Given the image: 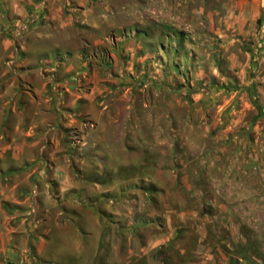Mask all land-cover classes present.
Segmentation results:
<instances>
[{"label": "crops", "instance_id": "obj_1", "mask_svg": "<svg viewBox=\"0 0 264 264\" xmlns=\"http://www.w3.org/2000/svg\"><path fill=\"white\" fill-rule=\"evenodd\" d=\"M13 1L5 2L4 9L12 15L22 13V20L0 26V264H145L141 257L176 236L172 231L150 234L144 248L141 245L136 252L135 210L146 218L156 216L146 206L153 195L150 188L158 187L160 192L173 188L157 180L167 168L154 157L180 159L188 151L189 156L212 163L220 160L224 169V154L233 153L242 158L239 166L244 175L258 176L264 163V119L254 120L256 115L252 122L247 117L233 119L216 137L212 135L217 124L214 117L205 116L213 108L206 94L205 100L204 95H196L195 115L160 120L164 126L174 125L172 133L152 130L155 120L135 116L130 88L122 90L119 70L100 62L98 53L109 57V50L115 59L111 46L131 40L135 33L149 39L144 29L153 12L145 0ZM186 1L174 0L170 13L176 20L182 18ZM240 2L248 5L249 16L240 7L235 24L228 23L226 29L244 36L248 32L244 31L245 21H250L249 30L254 31L261 8L264 19V0ZM25 6L33 9L31 15ZM157 11L160 19L155 25L165 28L162 15L167 12L163 7ZM10 26L16 27L12 37L6 31ZM224 41L240 39L225 36ZM13 53L20 69L3 67ZM249 80L264 82L260 72ZM261 84L256 93L264 90ZM245 100L244 109H254ZM174 104L176 110L183 107L181 101ZM242 126L248 132L239 139L242 148L235 150L229 147L236 141L231 137ZM218 141H224L223 145L228 141L227 147H216ZM261 180L256 179L260 186ZM232 184L223 186L234 197L219 201L216 186L201 181L197 192L179 198L180 207H191H181L178 221L202 220L193 204L212 207L204 219L212 225L190 230L194 251L201 252L203 237H223L224 260L243 263L245 259L237 253L240 247L246 248L247 236L262 237L264 204L261 198L246 197L258 190L254 179ZM182 186L191 189L185 183ZM207 189L212 197L206 196ZM158 200L166 205L167 197L161 193ZM251 221L255 224L249 226ZM260 241L254 254L264 250ZM209 244L212 248L217 245L214 240ZM253 259L255 264L262 263L260 257Z\"/></svg>", "mask_w": 264, "mask_h": 264}, {"label": "rangeland", "instance_id": "obj_2", "mask_svg": "<svg viewBox=\"0 0 264 264\" xmlns=\"http://www.w3.org/2000/svg\"><path fill=\"white\" fill-rule=\"evenodd\" d=\"M27 1L23 0V4ZM240 1L242 0H187L185 3L187 6L184 5L187 8L184 9L182 18L176 20L175 15L170 13L174 11V0H145V3L153 12L150 19L145 23L144 29L149 39L135 33L134 38H131V40H126V42L119 43L117 46H111L115 59L111 57L109 50V57H107V54L101 55L98 53L100 62L108 64V68L119 70V75L122 77L121 83L124 84L122 90L130 88V100L134 102L135 116L138 118L149 116L152 120H155V123L151 126L152 130L158 131L160 128L165 129L162 133L166 134L167 131L172 133L170 129L174 128V125L164 126L160 124V120L164 116L190 117L195 115L197 103L194 99L196 95H204L203 99L205 100L206 94H209L208 102H212L213 108L205 115L204 109L206 107H204L203 114L214 117L217 124L212 131V135L216 137L220 136L224 128H227L224 125H227L233 119L247 117V120L249 119L252 122L251 120L255 115L254 120L257 118L264 119V90L261 88L262 93H256L261 83L258 81L257 84H254L249 80V78H255L258 72L264 78V27L263 24L258 23V20L264 21L262 17L263 9L261 8V15L255 24L254 31L249 30L250 21L247 20L243 27L244 31L248 32L244 36L235 35L231 30L226 29L227 24H235V17L239 14L240 7L245 11L246 14H244L249 16L248 5ZM5 2L6 5L14 4L13 0H0V26L4 22L12 24L13 20L22 18V13L19 15L9 14V11L4 9ZM159 7H163L167 12L162 15L164 16L162 19L165 21V28H158L155 25V20L160 19L157 11ZM190 8H193L194 11H190ZM24 9L28 10L29 15H31L30 12H33V9L31 11L27 6ZM38 18H42V15ZM38 18L34 20L37 22ZM15 28V26L6 28L9 37H12ZM225 36L228 39L232 37L234 40L239 37L240 41L228 43L224 41ZM113 60L116 65H114ZM109 61H112V64ZM17 62L18 58L13 53L3 61V67L10 70L20 69L21 67H19V63L17 65ZM241 71L244 72V77H239ZM245 83L248 86L246 90L243 89L246 88ZM262 83L261 85H264V82ZM248 88L252 89L248 91ZM242 94H245L247 101H251L252 105L254 104V109L252 108L251 111L244 109L243 99L245 100V97ZM176 101H181L182 109H175L174 103ZM256 104L260 105L258 109H255ZM170 105L171 107H169ZM211 105L206 106L210 107ZM261 125L263 126L262 130H264V122ZM141 127L146 130L145 125ZM246 132H248V129L245 126L238 128L231 137L236 140L235 144H231L232 146L229 147L240 150L242 146L239 139ZM223 142L218 141L215 146L220 149L227 147L228 141H226L227 145H223ZM219 154L223 155V153ZM224 155V159L227 161L224 169L220 167V160L212 163L206 158L203 160V158L189 156L188 151L184 157L180 158L181 160L172 156L152 158L162 161L161 163L167 168L166 174L157 176V180L166 187L172 186L173 188L168 189L167 192L166 190L160 192L158 187L150 188L153 195H150V205L146 206L155 210L156 216L146 218L143 213H136L135 210L133 220L136 231L135 240L136 245H138V247L136 246V252H138L141 245L144 248V243H146L150 234H157V232L168 234L172 231L176 236H173L172 239L168 237L170 240L166 241L165 244L141 257L140 259L145 264L148 262L150 264H190V262L195 261L198 264H255L253 256H257V259L260 257L261 264H264V250L261 254H254L260 240L264 249V222L260 225L263 229L262 237L249 235L246 238V248H239L237 245L236 248H239L237 254H240L246 261L241 263L238 259L232 257L229 262L224 260L223 256L226 255L224 254L223 244H221L224 240L223 237L218 239L216 237H203L199 242L201 252L196 253L194 251L196 244L190 230L191 228H193L192 231L206 229L207 224L210 222L204 219L206 213L210 212L212 207L207 204L197 206L193 204L192 207L197 210L202 220L178 221V212L182 207L178 203L179 198L197 192L195 189L201 181L211 186L215 185L214 190L216 193L214 194L219 201H223L228 196L234 197V194L227 191L223 186L224 183L231 182L232 185H237L238 183H244L249 177L259 184L256 179H262V185H258L257 192L246 194V197L261 198L264 204V163L260 168L262 177L260 173H258V176H255L256 173L246 176L242 173L243 168L241 165L239 166L242 158L235 156L233 153ZM152 176L154 177L156 174L152 173ZM182 183H185L188 188L190 186V191L185 190ZM120 191H117V195L120 194ZM161 193L167 197L166 205L159 203L158 197L161 196ZM210 194L211 190L207 189L206 196L210 197ZM241 196L244 197L245 193ZM115 207L123 209L124 206L116 204ZM138 207L141 206L137 205L136 208ZM184 207L190 208L191 205H184L182 209ZM214 208L217 209V205ZM262 210L264 215V206ZM186 216L188 215L186 214ZM215 223L217 224V222ZM247 224L251 226L255 222L251 221ZM210 225L212 224L210 223ZM141 229L145 233H142V231L140 233ZM212 240L217 244L214 248L210 244L208 245V242L210 243ZM209 247L212 251L207 252ZM208 256L211 258H208Z\"/></svg>", "mask_w": 264, "mask_h": 264}, {"label": "trees", "instance_id": "obj_3", "mask_svg": "<svg viewBox=\"0 0 264 264\" xmlns=\"http://www.w3.org/2000/svg\"><path fill=\"white\" fill-rule=\"evenodd\" d=\"M258 23H259V24H263L264 22H261L260 20H258Z\"/></svg>", "mask_w": 264, "mask_h": 264}]
</instances>
